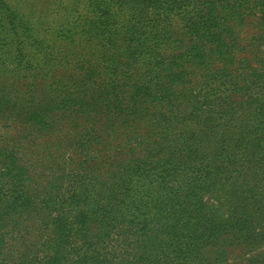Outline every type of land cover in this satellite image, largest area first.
<instances>
[{"label": "rangeland", "instance_id": "1", "mask_svg": "<svg viewBox=\"0 0 264 264\" xmlns=\"http://www.w3.org/2000/svg\"><path fill=\"white\" fill-rule=\"evenodd\" d=\"M150 1L0 3L7 11L0 16V87L27 102L33 139L56 160L46 168L45 179L56 176L48 207L61 213L67 255L104 264H264V236L194 237L187 216L194 203L181 197L193 192L205 211L216 204L226 218L228 195H246L247 181L258 179L249 171L239 184L248 187L235 192L223 179L227 169L241 181L246 147L239 145L261 136L264 144V118L249 92L232 91V76L226 83L203 63L218 53L202 47L205 29L193 24L195 15L217 14L233 0ZM254 42L263 60L264 46ZM229 93L237 103H226ZM196 173L211 179L185 180ZM222 184L226 195L208 194Z\"/></svg>", "mask_w": 264, "mask_h": 264}, {"label": "trees", "instance_id": "2", "mask_svg": "<svg viewBox=\"0 0 264 264\" xmlns=\"http://www.w3.org/2000/svg\"><path fill=\"white\" fill-rule=\"evenodd\" d=\"M4 2L0 0L2 5ZM153 2L150 1L151 4ZM221 7L217 14L205 12L197 14V17L195 15L193 19L194 25L205 29L204 37L209 43L202 47L208 48L212 54L218 53V57L211 55L203 63L222 71L226 83L227 77L232 76L234 80L229 83L232 84V91L239 93L242 90L244 94L249 92L248 102L254 106L255 113L264 118V58L261 59V50L256 52L254 49L255 39L257 45L264 46V0H233L231 5ZM192 9L194 5L188 10ZM222 9L226 13H222ZM6 14L7 11H0L1 18L6 17ZM250 26L253 28L252 33ZM198 54L204 58L206 49ZM2 90L0 87V128L3 129L0 132V264H104L103 260L93 257L74 259L67 255L70 254L65 250L67 232L59 225L61 213L53 215L49 213L48 207L56 176L45 179L48 177L46 168L53 167L56 160H53L51 149L43 148V144L33 139L34 130L31 128L34 125L31 124L30 114L34 115L28 113L30 106L26 105L27 102L16 100ZM234 95L229 93L226 103H237L230 99ZM34 114L38 121L43 119L42 113ZM241 127V124L236 125L234 135L241 132ZM244 142L239 145L246 147L243 152L246 165L242 164L239 171L243 178L234 181L230 171L224 169L223 179L233 185L231 192L248 187L247 184H239L246 180L249 171H258V179L252 184L250 180L247 181L250 185L247 191L250 194L247 193V196L242 192L236 199L228 195L231 205L230 214L226 218L215 212L216 204L209 205L211 209L205 211L207 205L204 202L201 204L198 195L189 191L182 194L183 199L194 203L187 215L196 227L194 237L200 235L205 241L211 242L222 233H234L237 239L245 240L264 236L263 137ZM57 168L62 169L60 165ZM210 170L213 168L210 167ZM210 176L196 173L185 180L203 177L209 181ZM221 182L226 185L225 181ZM224 185L214 188L211 185L208 194L226 195L220 191L225 188ZM45 190L48 192L44 194ZM40 193L44 197L37 203L36 196ZM217 195L212 199L218 202Z\"/></svg>", "mask_w": 264, "mask_h": 264}]
</instances>
